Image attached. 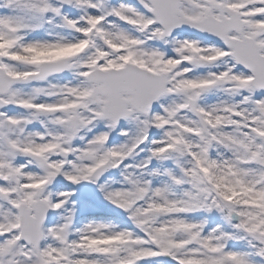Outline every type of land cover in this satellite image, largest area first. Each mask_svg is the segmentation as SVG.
<instances>
[{"label": "snow or ice", "instance_id": "1", "mask_svg": "<svg viewBox=\"0 0 264 264\" xmlns=\"http://www.w3.org/2000/svg\"><path fill=\"white\" fill-rule=\"evenodd\" d=\"M0 264H264V0H0Z\"/></svg>", "mask_w": 264, "mask_h": 264}]
</instances>
